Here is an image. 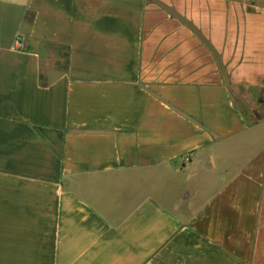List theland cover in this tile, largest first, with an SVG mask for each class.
<instances>
[{"label": "crops", "instance_id": "obj_1", "mask_svg": "<svg viewBox=\"0 0 264 264\" xmlns=\"http://www.w3.org/2000/svg\"><path fill=\"white\" fill-rule=\"evenodd\" d=\"M0 264H264V0H0Z\"/></svg>", "mask_w": 264, "mask_h": 264}, {"label": "built area", "instance_id": "obj_2", "mask_svg": "<svg viewBox=\"0 0 264 264\" xmlns=\"http://www.w3.org/2000/svg\"><path fill=\"white\" fill-rule=\"evenodd\" d=\"M15 44H16V46H18L19 45L18 41H16Z\"/></svg>", "mask_w": 264, "mask_h": 264}]
</instances>
